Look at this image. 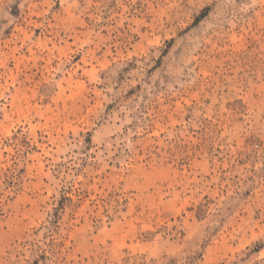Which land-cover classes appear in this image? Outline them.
Here are the masks:
<instances>
[{"label": "rangeland", "instance_id": "rangeland-1", "mask_svg": "<svg viewBox=\"0 0 264 264\" xmlns=\"http://www.w3.org/2000/svg\"><path fill=\"white\" fill-rule=\"evenodd\" d=\"M0 264H264V0H0Z\"/></svg>", "mask_w": 264, "mask_h": 264}]
</instances>
